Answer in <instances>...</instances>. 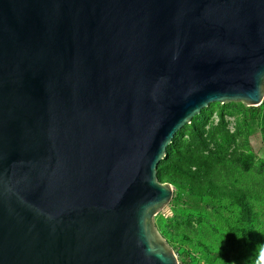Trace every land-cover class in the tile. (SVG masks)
<instances>
[{
    "label": "water",
    "instance_id": "obj_1",
    "mask_svg": "<svg viewBox=\"0 0 264 264\" xmlns=\"http://www.w3.org/2000/svg\"><path fill=\"white\" fill-rule=\"evenodd\" d=\"M263 99L264 0H0V264H179L158 163Z\"/></svg>",
    "mask_w": 264,
    "mask_h": 264
},
{
    "label": "rangeland",
    "instance_id": "obj_2",
    "mask_svg": "<svg viewBox=\"0 0 264 264\" xmlns=\"http://www.w3.org/2000/svg\"><path fill=\"white\" fill-rule=\"evenodd\" d=\"M259 106L261 112L257 119L252 106L244 103H210L197 119L191 120L175 136L176 151L170 157L171 165L161 174L157 172L159 179L169 182L174 191L170 202L154 219L179 261L185 264L202 263L184 253L182 248L198 252L204 264H252L250 259L261 260L260 246L264 245V102ZM193 123L197 132L193 131ZM199 133L206 141L214 142H209L207 150L203 149L202 142L197 143L201 138ZM194 147L205 150L203 153L209 156V163L191 165L186 155ZM210 165L212 181L227 188L220 195H192L173 181L178 177L196 179ZM179 167L181 170H176ZM161 221L170 234L164 232ZM212 254L219 256L218 259L211 258Z\"/></svg>",
    "mask_w": 264,
    "mask_h": 264
},
{
    "label": "trees",
    "instance_id": "obj_3",
    "mask_svg": "<svg viewBox=\"0 0 264 264\" xmlns=\"http://www.w3.org/2000/svg\"><path fill=\"white\" fill-rule=\"evenodd\" d=\"M263 102H264V99H263ZM263 102L261 104H263ZM250 108L253 110L255 118L258 119L259 116H260V112H261L260 111V106H258V107L252 106ZM203 109H202V111H203ZM196 116H198V115H195L192 120H194V118H196ZM180 130H178L176 132V134L173 137L172 142L167 146V151H166L165 157L157 165L158 175L161 174L162 170H167L168 166L171 165L170 157L176 151L175 150V143H176L175 136L180 132ZM193 131L197 132V127H196L195 123H193ZM201 136H202L201 133H199L198 137H201ZM201 138H200V141L197 142V143H201L202 142L203 146H204L203 149L207 150L209 148V146H210L209 142L211 140L210 141H206L204 138H202V139ZM211 143H214V142L211 141ZM203 149H198L197 147H194V148H191V149H189L187 151V155L186 156L188 158V161L191 163V165L196 167L200 163H209V156L204 155L203 152L205 150H203ZM211 165L208 167L206 172H203L202 175L198 176V178H196V179L192 178V179L188 180L186 178L183 179V178H180V177H178L177 179L176 178L173 179L172 177H170V179H173V181L178 186V188H182L183 191H187V192H189L192 195L206 196V195H208L210 193L220 195L221 191H223V190L227 191V188L222 187V186H220V185H218V184H216L215 182L212 181L213 180L212 179L213 168L211 167ZM176 166H177L176 164L172 165V167H174V168H176ZM176 170H181V169L179 167V169H176ZM197 179H199V181ZM161 222H162V226H163L164 232L166 234H170L171 231L169 229H167V227L164 225L163 221H161ZM182 251L184 253L188 254V255L191 254L192 258H194V259H196L198 261L203 260L198 252H192L191 253V252H189L190 249H188V248H182ZM210 257L214 258L215 260H217L219 256H217L216 254H212V255H210ZM250 260H251L252 264H264V261H262V260H260V261H256L254 259H250Z\"/></svg>",
    "mask_w": 264,
    "mask_h": 264
},
{
    "label": "clouds",
    "instance_id": "obj_4",
    "mask_svg": "<svg viewBox=\"0 0 264 264\" xmlns=\"http://www.w3.org/2000/svg\"><path fill=\"white\" fill-rule=\"evenodd\" d=\"M260 259L264 260V245L260 246Z\"/></svg>",
    "mask_w": 264,
    "mask_h": 264
},
{
    "label": "built area",
    "instance_id": "obj_5",
    "mask_svg": "<svg viewBox=\"0 0 264 264\" xmlns=\"http://www.w3.org/2000/svg\"><path fill=\"white\" fill-rule=\"evenodd\" d=\"M191 256H192V255H191ZM178 261H179V259H178ZM180 262H181V264L184 263V262H182V261H179V264H180ZM199 262H201L202 264L205 263L204 260H200ZM184 264H185V263H184Z\"/></svg>",
    "mask_w": 264,
    "mask_h": 264
}]
</instances>
